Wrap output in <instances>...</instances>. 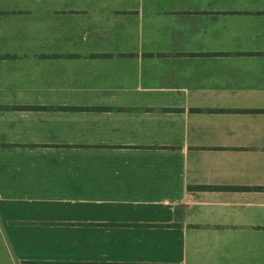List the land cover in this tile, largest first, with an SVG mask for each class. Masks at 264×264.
<instances>
[{"label":"crops","instance_id":"obj_1","mask_svg":"<svg viewBox=\"0 0 264 264\" xmlns=\"http://www.w3.org/2000/svg\"><path fill=\"white\" fill-rule=\"evenodd\" d=\"M0 0V264H264V10Z\"/></svg>","mask_w":264,"mask_h":264},{"label":"rangeland","instance_id":"obj_2","mask_svg":"<svg viewBox=\"0 0 264 264\" xmlns=\"http://www.w3.org/2000/svg\"><path fill=\"white\" fill-rule=\"evenodd\" d=\"M146 8L149 13H169L179 10L255 12L264 10V0H150Z\"/></svg>","mask_w":264,"mask_h":264}]
</instances>
